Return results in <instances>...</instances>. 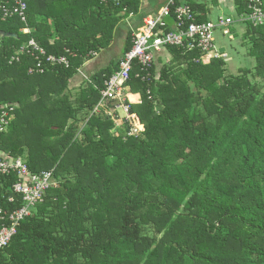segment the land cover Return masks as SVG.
<instances>
[{"label":"trees","instance_id":"1","mask_svg":"<svg viewBox=\"0 0 264 264\" xmlns=\"http://www.w3.org/2000/svg\"><path fill=\"white\" fill-rule=\"evenodd\" d=\"M25 2L27 21L0 8V117L8 106L15 113L0 151L27 156L31 173L51 171L56 183L0 264H264V24L240 20L250 0H234L238 19L174 0L166 30L183 4L200 22L232 18L215 33L234 39L230 26L245 24L239 56L253 61L232 72L227 51L207 63L198 48L167 46L150 67L135 62L126 85L141 101L127 103L144 129L133 134L130 119L122 130L94 112L120 59L90 76L96 86L73 95L70 83L88 76L85 61L140 0ZM132 45L130 34L122 56ZM51 54L68 63L48 62ZM19 180L0 174V229L23 205Z\"/></svg>","mask_w":264,"mask_h":264},{"label":"built area","instance_id":"2","mask_svg":"<svg viewBox=\"0 0 264 264\" xmlns=\"http://www.w3.org/2000/svg\"><path fill=\"white\" fill-rule=\"evenodd\" d=\"M105 2L120 3L121 0H103ZM174 0H170L167 5L161 7L154 14L149 15L144 21V24L133 31L132 33V48L125 53L120 62V69L117 70L110 78L105 80V88L101 91V100L95 107L94 112L100 113L105 110L109 116L116 117L122 121L124 118L139 120L137 115L131 114L129 109L133 103L128 95L129 86L126 82L130 78V73L133 70L135 62H138L143 68L150 67L156 61L155 59L163 52L167 46H184L188 49L198 48L205 52L202 57L204 62L214 57L225 56L221 53L215 43V29L218 25H228L233 22L232 18L225 19L219 17L218 22H200L187 4L180 5L175 9V23L173 29L168 28L167 18L171 15V6ZM0 8L3 11L4 17L18 16L22 21H27V3L25 0H0ZM240 20H249L253 25L257 26L264 24V1L250 0L248 14L240 17ZM28 29H25L27 32ZM29 45L33 46L34 50L38 46L34 40H31ZM216 50V51H215ZM23 51V50H22ZM215 51V53H213ZM40 53L46 55L45 50L40 49ZM213 53L212 55H210ZM34 55V52H32ZM210 55V56H209ZM38 71H43L41 64L42 59L37 56ZM47 61L55 63H68L65 56L48 55ZM32 71V70H31ZM84 75V74H83ZM85 79L90 81L89 76L84 75ZM141 101V100H140ZM113 103V104H112ZM111 105V106H110ZM107 106L111 108H107ZM107 108V109H105ZM120 112H124L125 116H121ZM14 108L8 106L1 112L0 131L8 129L9 122L12 120ZM118 117H117V114ZM132 123V121H131ZM133 124V123H132ZM140 126H133L131 134L139 130H143ZM17 172L23 180H19L15 185V192L23 196V205L8 216L2 217L8 219L9 224H4L0 229V250L4 249L17 233V227L22 220L30 215L36 204L43 199L44 189L55 185L53 173L51 171H43L40 174L30 172L26 162L19 157L4 158L0 156V174ZM14 197L10 198L13 201ZM2 210L0 209V213Z\"/></svg>","mask_w":264,"mask_h":264},{"label":"crops","instance_id":"3","mask_svg":"<svg viewBox=\"0 0 264 264\" xmlns=\"http://www.w3.org/2000/svg\"><path fill=\"white\" fill-rule=\"evenodd\" d=\"M183 1H193L196 3L206 4L207 5L206 9L208 12H210L211 17L212 14L213 16L222 14L225 16L234 17L235 19L239 18V15H237L236 12V6L234 0H183ZM168 2L169 0H140L139 10L137 12H131L127 17H125L122 21L119 22V24L117 25L114 31L113 39L110 45L107 48L101 49L99 52H92L91 53L92 57L85 61L84 65L82 66V69L86 71L89 78L90 76L92 77L96 72H99L102 69L112 65V62H116L119 59L121 60L125 55L124 54L122 56L128 36L131 34L132 37L133 31L141 27L144 24L145 19L149 17V15L154 14L158 9L167 5ZM170 19L171 18H167L166 21L170 22ZM241 24L243 25V23ZM232 31H236V30L232 29ZM219 47L220 49L223 48L224 52L225 51L228 52L226 46H219ZM165 53L166 52H162L160 55L163 56ZM90 80L91 82L88 80L86 81V79L82 75L77 74L71 80L70 83L71 93L73 95H76L77 92L80 91V89L87 84L89 86L90 85L96 86V83L93 81V78H90ZM134 94L138 95L139 99L136 102L134 101L132 102L139 103L141 100L140 93L131 92V88L129 87L128 95L130 96ZM98 103L95 105V107L98 105ZM107 108H111V107L107 106ZM102 112H105V110L103 109ZM12 115H15V113H13Z\"/></svg>","mask_w":264,"mask_h":264},{"label":"rangeland","instance_id":"4","mask_svg":"<svg viewBox=\"0 0 264 264\" xmlns=\"http://www.w3.org/2000/svg\"><path fill=\"white\" fill-rule=\"evenodd\" d=\"M216 16H213V14H212V17H216ZM230 27L233 30H236V31H233V34L235 36L234 39H230L227 35H223V33L221 31L222 28H221V30L220 29L216 30L215 37H216V45H217V47L218 46H226L227 47L228 53H229L230 58H231V63H229L230 64L229 67L231 69L230 71L235 72L240 66H242V65H244L246 63L249 64V61H253V60L252 59H245L244 57H240L239 56L240 55L239 52H242V51L244 52L245 51V48H242L241 45H240L242 37H243V34L245 32V24L242 25L240 23H235L234 25H232ZM218 49L221 51L220 47H218ZM215 51L213 53H215ZM213 53H211L210 55H212ZM225 56H227V54ZM208 62H210V58L207 59V63ZM134 96H135V94H134ZM129 98H130V96H129ZM140 99H141V97H140ZM130 100H131V98H130ZM120 115L121 116H125V113L124 112H120ZM14 116L15 115H12V119L14 118ZM110 117H111V119L114 120L117 128L118 127H120L121 129L124 128V125H123L122 121L117 120L116 117H114V116L110 115ZM131 121L133 123V126H135V124H136L137 126H140L142 128L143 124L141 123V121L139 122V120L135 121L133 119H131ZM81 124L84 125L85 121L84 122L81 121ZM116 127L113 129V132H116V129H117ZM0 155H6V154L4 152L0 151ZM1 157L9 158L7 155L6 156H1ZM20 157L24 161L27 158V156H20Z\"/></svg>","mask_w":264,"mask_h":264},{"label":"bare ground","instance_id":"5","mask_svg":"<svg viewBox=\"0 0 264 264\" xmlns=\"http://www.w3.org/2000/svg\"><path fill=\"white\" fill-rule=\"evenodd\" d=\"M131 100H133L134 102H136L138 100V98H136L134 95H130Z\"/></svg>","mask_w":264,"mask_h":264},{"label":"water","instance_id":"6","mask_svg":"<svg viewBox=\"0 0 264 264\" xmlns=\"http://www.w3.org/2000/svg\"><path fill=\"white\" fill-rule=\"evenodd\" d=\"M221 51H224V49L222 48Z\"/></svg>","mask_w":264,"mask_h":264}]
</instances>
